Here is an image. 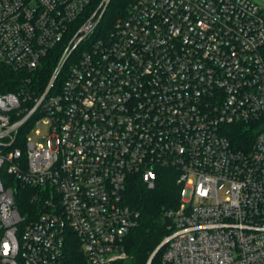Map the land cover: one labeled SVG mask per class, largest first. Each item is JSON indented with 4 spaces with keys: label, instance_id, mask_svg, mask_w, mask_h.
Listing matches in <instances>:
<instances>
[{
    "label": "built area",
    "instance_id": "1",
    "mask_svg": "<svg viewBox=\"0 0 264 264\" xmlns=\"http://www.w3.org/2000/svg\"><path fill=\"white\" fill-rule=\"evenodd\" d=\"M113 2L0 0V67L22 76L0 87V264H74L72 244L123 260L131 181L161 168L181 185L162 264H264V8ZM240 124L256 135L236 145ZM15 181L35 190L26 215Z\"/></svg>",
    "mask_w": 264,
    "mask_h": 264
},
{
    "label": "trees",
    "instance_id": "2",
    "mask_svg": "<svg viewBox=\"0 0 264 264\" xmlns=\"http://www.w3.org/2000/svg\"><path fill=\"white\" fill-rule=\"evenodd\" d=\"M130 0H114L109 13L111 16L123 14L127 10ZM49 68L41 71L39 82L47 80ZM21 75L0 67V87L5 90H15ZM7 84L8 86H4ZM32 125H25L20 131V149L25 152L23 140L31 131ZM256 131L248 125L240 124L234 126L230 131V137L236 145L251 141L255 138ZM25 142V141H24ZM15 198L21 213L26 215L33 205L32 187L22 185L15 181ZM126 203L137 210L140 214L138 224L132 229L125 241L126 256L116 264H162V255L165 248L156 249L170 234V219L166 211L176 209L181 203V185L177 182V172L174 169L161 168L157 174V181L154 188L150 189L141 180L131 181L126 196ZM72 237L75 238V236ZM69 255L74 264H87L85 256L80 252L79 246L70 245Z\"/></svg>",
    "mask_w": 264,
    "mask_h": 264
},
{
    "label": "rangeland",
    "instance_id": "3",
    "mask_svg": "<svg viewBox=\"0 0 264 264\" xmlns=\"http://www.w3.org/2000/svg\"><path fill=\"white\" fill-rule=\"evenodd\" d=\"M251 1L258 4L259 7L264 8V0H251ZM45 124H46L45 122L40 124L39 129H41L42 132L45 130ZM44 135L45 134H43V136L37 137V139L39 140L40 143H42L43 145H46L47 139L44 138L45 137Z\"/></svg>",
    "mask_w": 264,
    "mask_h": 264
},
{
    "label": "water",
    "instance_id": "4",
    "mask_svg": "<svg viewBox=\"0 0 264 264\" xmlns=\"http://www.w3.org/2000/svg\"><path fill=\"white\" fill-rule=\"evenodd\" d=\"M163 245H162V243H161V245L156 249V251H155V253L153 254V256L156 254V252L162 247Z\"/></svg>",
    "mask_w": 264,
    "mask_h": 264
}]
</instances>
